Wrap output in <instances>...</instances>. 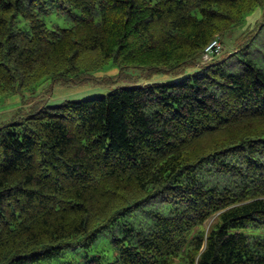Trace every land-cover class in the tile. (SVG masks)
I'll use <instances>...</instances> for the list:
<instances>
[{"label":"trees","instance_id":"16d2710c","mask_svg":"<svg viewBox=\"0 0 264 264\" xmlns=\"http://www.w3.org/2000/svg\"><path fill=\"white\" fill-rule=\"evenodd\" d=\"M260 7L0 0V95L84 84L109 63L118 78L146 76L0 125V264L90 250L141 209L113 259L80 264H264V52L251 51L257 31L242 32ZM238 32L235 51L200 64L213 40ZM154 200L167 213L146 209Z\"/></svg>","mask_w":264,"mask_h":264},{"label":"rangeland","instance_id":"374dc122","mask_svg":"<svg viewBox=\"0 0 264 264\" xmlns=\"http://www.w3.org/2000/svg\"><path fill=\"white\" fill-rule=\"evenodd\" d=\"M255 31H257V38L251 47V51L260 58L263 56L262 52H264V9L262 7L258 8L252 15L247 17L244 30H242V32H248L249 34H253ZM239 36V32L232 36L231 40L234 41L233 44L222 42L224 51L221 55L215 57V59L223 60L229 56L232 51H235V41ZM238 59V56L228 59L226 66L228 72L237 73L240 71ZM200 64L204 65L202 59ZM129 73L131 77L127 79L118 78V67L113 63H109L104 68L94 72L93 77L84 84H60L48 79L39 86L29 90L7 95L2 94L0 95V125L12 122L19 115L24 116L29 111L43 104L59 105L65 100H80L91 96H103L110 93L118 86H124L126 83L128 84L129 82L136 81V79L141 81L139 83L140 85L146 83L143 81L146 76L138 69L130 70ZM169 80L170 78L167 76H154L152 78V81ZM223 180L225 181V179ZM221 184H224L223 181ZM148 206L149 207L146 209L155 207L158 210L160 209L163 213H167L168 211L160 201H155L152 205ZM142 210L143 209L139 210L133 216L125 218L120 225L111 227L101 234L92 249L89 250L82 247L70 248L65 250L62 256L40 264H80L83 263L85 259L92 258L97 254L107 255L109 260L113 259L115 255L113 240L118 237L123 238L126 233L125 229L127 227L130 228L131 225H135L136 228H139L142 222L145 221L143 218L144 214L141 213V215H139L142 219H136V215ZM211 223L212 221H210L209 226Z\"/></svg>","mask_w":264,"mask_h":264},{"label":"built area","instance_id":"2783aa9c","mask_svg":"<svg viewBox=\"0 0 264 264\" xmlns=\"http://www.w3.org/2000/svg\"><path fill=\"white\" fill-rule=\"evenodd\" d=\"M224 51V46L219 39L213 40L204 50L202 61L204 64L211 62L215 57L221 55Z\"/></svg>","mask_w":264,"mask_h":264}]
</instances>
